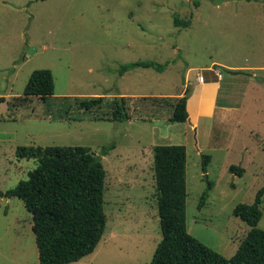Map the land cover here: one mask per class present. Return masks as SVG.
Masks as SVG:
<instances>
[{
  "label": "rangeland",
  "instance_id": "374dc122",
  "mask_svg": "<svg viewBox=\"0 0 264 264\" xmlns=\"http://www.w3.org/2000/svg\"><path fill=\"white\" fill-rule=\"evenodd\" d=\"M175 15L189 25H176ZM139 60L169 63L163 72L119 74ZM36 69L52 71L53 96L25 95ZM215 70L223 73L224 108L197 131L169 121L193 73L219 79ZM100 96V108H79V100ZM120 96L129 121L111 119ZM112 144L115 151L102 155ZM159 144L186 145L188 229L230 258L250 229L234 208L264 186V0H0V189L15 188L38 165L20 147L86 146L106 170L105 233L93 253L70 264L152 260L162 238ZM261 209L264 229V201ZM0 264H39L33 215L18 196H0Z\"/></svg>",
  "mask_w": 264,
  "mask_h": 264
},
{
  "label": "trees",
  "instance_id": "16d2710c",
  "mask_svg": "<svg viewBox=\"0 0 264 264\" xmlns=\"http://www.w3.org/2000/svg\"><path fill=\"white\" fill-rule=\"evenodd\" d=\"M250 1V0H248ZM199 5V2L196 3ZM176 25H189L175 15ZM168 63L139 60L122 64L118 70L124 75L138 67L165 71ZM227 72V70H225ZM192 88L172 105L168 117L171 122H186L189 118L187 102ZM26 96L46 99L55 93V81L50 69H36L25 87ZM104 97L79 100V108H100ZM111 119L125 122L131 119L125 96L116 97ZM115 145L104 146L106 155ZM154 164L158 188V213L162 238L148 264H264V229L258 226L263 212L264 186L251 203H239L234 214L250 229L230 258L208 246L193 235L187 225V147L184 144L155 145ZM20 156L37 158L38 165L15 188L0 196L21 198L33 215V231L39 252V264H70L93 253L99 245L107 224L105 212V177L100 156L89 147L45 146L20 147ZM203 169L207 172L210 155L204 156ZM230 171L243 175L245 168L231 165ZM210 188L212 184L210 183ZM208 192L201 197L200 207Z\"/></svg>",
  "mask_w": 264,
  "mask_h": 264
},
{
  "label": "crops",
  "instance_id": "0c3cea01",
  "mask_svg": "<svg viewBox=\"0 0 264 264\" xmlns=\"http://www.w3.org/2000/svg\"><path fill=\"white\" fill-rule=\"evenodd\" d=\"M214 72L219 76V79H207L204 71H195L193 73V88L187 102L189 118L186 122L180 123H187L192 129H196V131L203 118L213 117L218 107L224 108V106L219 105L218 99L223 73L219 70H215ZM115 149L113 150L115 151Z\"/></svg>",
  "mask_w": 264,
  "mask_h": 264
},
{
  "label": "water",
  "instance_id": "95a60500",
  "mask_svg": "<svg viewBox=\"0 0 264 264\" xmlns=\"http://www.w3.org/2000/svg\"><path fill=\"white\" fill-rule=\"evenodd\" d=\"M227 72H229V73H234V71H231V70H229V71L227 70Z\"/></svg>",
  "mask_w": 264,
  "mask_h": 264
}]
</instances>
